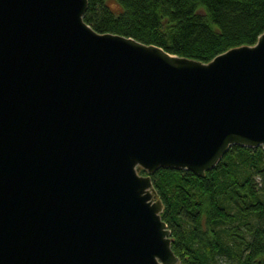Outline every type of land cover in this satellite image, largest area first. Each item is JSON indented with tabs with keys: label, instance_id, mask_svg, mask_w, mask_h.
<instances>
[{
	"label": "water",
	"instance_id": "1",
	"mask_svg": "<svg viewBox=\"0 0 264 264\" xmlns=\"http://www.w3.org/2000/svg\"><path fill=\"white\" fill-rule=\"evenodd\" d=\"M87 9L0 0V264H179L151 175L264 146V33L205 64Z\"/></svg>",
	"mask_w": 264,
	"mask_h": 264
},
{
	"label": "trees",
	"instance_id": "2",
	"mask_svg": "<svg viewBox=\"0 0 264 264\" xmlns=\"http://www.w3.org/2000/svg\"><path fill=\"white\" fill-rule=\"evenodd\" d=\"M84 21L207 64L257 43L264 0H88ZM151 177L179 264H264V146L231 147L204 177L174 169Z\"/></svg>",
	"mask_w": 264,
	"mask_h": 264
},
{
	"label": "rangeland",
	"instance_id": "3",
	"mask_svg": "<svg viewBox=\"0 0 264 264\" xmlns=\"http://www.w3.org/2000/svg\"><path fill=\"white\" fill-rule=\"evenodd\" d=\"M111 7H112L115 11H120L119 6L116 5V4H114V3L111 4ZM220 264H230V262L227 261V260H225V259H223V260L220 261Z\"/></svg>",
	"mask_w": 264,
	"mask_h": 264
}]
</instances>
